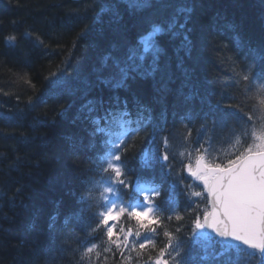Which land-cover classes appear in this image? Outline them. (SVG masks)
Here are the masks:
<instances>
[{"label": "snow or ice", "instance_id": "1", "mask_svg": "<svg viewBox=\"0 0 264 264\" xmlns=\"http://www.w3.org/2000/svg\"><path fill=\"white\" fill-rule=\"evenodd\" d=\"M121 4L130 12L172 11L158 20L145 17L147 27L135 40L113 44L90 70L80 61L73 66L70 50L44 78L48 87L29 96L23 108L16 95V110L0 111V120L18 123L51 95L58 102L67 98L56 112L66 118L82 101L71 118L79 130L65 140L70 156L88 154L86 166L62 223L59 203L50 217L42 264H64L69 256V264H100L101 248L119 254L118 264H264V39H245L239 23L219 14L198 33V0H91L84 11L92 13V25H85L77 41L104 24L105 15L109 26L124 31ZM229 33L230 43L212 49L227 79L217 84L205 75L202 81L205 49L198 41L212 43ZM16 43L14 35L5 38L6 45ZM9 73L15 77L9 84L22 81L35 89L27 72ZM0 93L11 95L2 88ZM40 123L36 119L32 127ZM19 142L29 137L21 133ZM226 150L234 159L216 162L215 153ZM22 159L17 156L9 169ZM22 191L17 187L8 197L12 206ZM204 201L208 207L202 209Z\"/></svg>", "mask_w": 264, "mask_h": 264}, {"label": "trees", "instance_id": "2", "mask_svg": "<svg viewBox=\"0 0 264 264\" xmlns=\"http://www.w3.org/2000/svg\"><path fill=\"white\" fill-rule=\"evenodd\" d=\"M198 2L201 7L197 8L193 17L198 33L201 28L207 29L212 18L219 14L239 23L245 39L253 43L264 39V4L261 0ZM90 3L91 0H0V88L11 93L8 96L0 93V103L3 104L0 111H15L16 95L21 97L19 107L23 108L29 96L35 98L42 89L48 87L44 78L50 72L57 71V66L67 58L70 50L74 53L73 66L80 61L86 70H90L93 65H98L100 57L113 44L119 46L125 39L135 40L137 34L147 27L144 23L145 17L158 20L172 11L156 7L130 12L121 4L120 27L124 31H117L116 26H109V16L105 15L104 24H96L86 38L77 41V36L85 25H92V13L84 11ZM26 32L31 33V36H25ZM10 35L17 37L15 46L5 44V38ZM230 36V33L216 36L212 43L207 40L202 43L198 41V48L202 46L205 49L199 65L202 81L205 75L215 79L217 84L227 79L228 74L217 63L212 49L220 42L230 43ZM36 37L42 39L44 44H39ZM74 42L76 47L73 49ZM161 42L168 47L171 55L168 38L162 37ZM9 70L27 72L35 84V89L29 88L22 81L9 84V79L15 80V77L10 76ZM150 83L145 82V86ZM97 94V91L91 93ZM105 95H108L106 89ZM121 95L124 93L121 92ZM44 99L46 104L37 103L35 109L26 110L18 123L0 120V153H3L0 156V194L7 193L0 200V264H42V250L49 243L50 217L57 211L59 203L62 223L63 213L68 211L74 201L70 193L79 188L81 171L86 166L88 154L70 156L65 140L66 136L79 130V125L73 124L71 118L82 101L77 100L76 107L69 111L66 118H61L56 116V112L68 102L67 98L58 102L55 96L49 95ZM168 103L171 105V97ZM36 119L41 123L33 128L32 124ZM169 119L171 122V117ZM21 133L29 137L28 143L19 142ZM41 136L45 138L41 139ZM230 151L215 153L216 162L226 163L228 159H234ZM17 156L23 159L17 169L10 170L9 164ZM129 159H132L131 153ZM132 163L135 165V161ZM184 175L187 182H193L186 172ZM20 186H23V191L15 206H12L8 197ZM200 189L202 185L195 190ZM185 204L186 199L181 197L180 207L183 208ZM201 207H208L207 202L204 201ZM98 251L101 252L98 258L100 264H113L114 260L118 264L119 254L113 257L110 253H104L102 248ZM93 258L97 259L95 253ZM70 259V256L66 257L64 264H69ZM240 264H244L243 259Z\"/></svg>", "mask_w": 264, "mask_h": 264}, {"label": "water", "instance_id": "3", "mask_svg": "<svg viewBox=\"0 0 264 264\" xmlns=\"http://www.w3.org/2000/svg\"><path fill=\"white\" fill-rule=\"evenodd\" d=\"M209 210H210V208H209Z\"/></svg>", "mask_w": 264, "mask_h": 264}]
</instances>
